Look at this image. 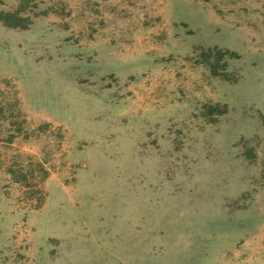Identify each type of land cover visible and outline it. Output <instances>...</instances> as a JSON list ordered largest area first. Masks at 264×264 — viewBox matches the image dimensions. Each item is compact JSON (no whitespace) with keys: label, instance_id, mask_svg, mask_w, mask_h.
Instances as JSON below:
<instances>
[{"label":"rangeland","instance_id":"374dc122","mask_svg":"<svg viewBox=\"0 0 264 264\" xmlns=\"http://www.w3.org/2000/svg\"><path fill=\"white\" fill-rule=\"evenodd\" d=\"M2 3L0 264H264V0Z\"/></svg>","mask_w":264,"mask_h":264},{"label":"trees","instance_id":"16d2710c","mask_svg":"<svg viewBox=\"0 0 264 264\" xmlns=\"http://www.w3.org/2000/svg\"><path fill=\"white\" fill-rule=\"evenodd\" d=\"M3 5L2 0H0V6ZM83 6V4H82ZM85 8V7H83ZM28 12L29 9L26 8V6L19 7L15 11L11 10H3L2 8L0 9V22L3 23L6 27L9 28H15V27H26L25 22L28 20V18H23L21 17L22 14H29ZM216 60L221 58V53L219 52L216 56ZM17 107V102L15 101L12 105L8 106L7 109H4V106H0V121H1V126H0V135L3 134V137H0V143L4 144H12L14 143L17 137L24 136V139L27 138V135L25 133H22V121H12L9 119L11 117V114L9 113L12 108ZM8 112V115H7ZM19 116V114H18ZM9 119L8 122L6 120ZM5 122V123H3ZM3 123V124H2ZM47 125H41L38 128V132L40 133L44 128H46ZM4 131V133H3ZM33 133V131H32ZM24 134V135H22ZM264 151V150H263ZM41 163L36 162V163H30L28 166L27 170H23V168L16 170L8 171L10 174L12 180H14L16 183H23L25 184L28 181L34 180L37 174V171L42 172V180H44L47 176V171L42 169ZM263 177H264V172H263ZM264 179V178H263ZM264 185V182H263Z\"/></svg>","mask_w":264,"mask_h":264}]
</instances>
